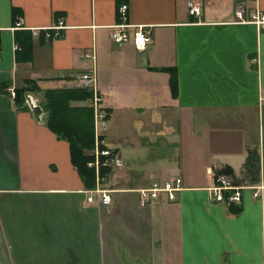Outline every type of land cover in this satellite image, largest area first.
I'll return each mask as SVG.
<instances>
[{"label": "crops", "instance_id": "obj_1", "mask_svg": "<svg viewBox=\"0 0 264 264\" xmlns=\"http://www.w3.org/2000/svg\"><path fill=\"white\" fill-rule=\"evenodd\" d=\"M194 3L199 17L186 0H0V264H264V188L253 197L263 182L241 185L233 208L207 191L209 170L236 176L252 151L264 161V24L252 19L264 0ZM123 4L149 33L145 51L108 37ZM24 35L31 59L17 62ZM90 69L107 114L100 140L124 161L101 186L105 206L43 109L40 120L7 93L32 80L40 104ZM139 154L158 160L142 169ZM174 179L173 200L139 206L138 190Z\"/></svg>", "mask_w": 264, "mask_h": 264}, {"label": "built area", "instance_id": "obj_2", "mask_svg": "<svg viewBox=\"0 0 264 264\" xmlns=\"http://www.w3.org/2000/svg\"><path fill=\"white\" fill-rule=\"evenodd\" d=\"M186 7L188 13L192 16H201L200 8L194 3V0H186ZM127 6L121 5L118 9V21L109 27L108 37L110 41L117 46L130 42L134 49L137 51H143L147 48L150 37L147 30L143 25H135L129 23L127 20ZM245 6L242 3H238L234 9V15L238 20L243 19ZM252 19L257 23L264 24V16H260L257 12L252 15ZM62 27V23L59 22L55 29ZM53 28V27H52ZM86 57L93 58V56ZM77 88L88 89L92 93V107L95 110V147L91 151V161L87 163L88 168H92L96 176V188L93 193L96 194L102 205H109L111 202L110 191L101 187L109 178L112 171L123 166L124 162L120 154L116 150H112L104 146L100 136L104 133L107 122L106 112L99 107L102 102V96L96 91V74L94 69L87 70L81 73L74 79V84ZM7 93L14 102L15 90L14 88H7ZM39 105L37 99L33 97L31 93L24 95L23 106L28 110ZM105 170V173H102ZM212 180V186L207 188L208 199L210 202L222 204L226 207L235 206L240 202L242 186L234 184L232 177L217 172L215 169L209 170ZM257 187V190L253 193V197H260L261 191ZM181 190L180 179H174L171 182H159L152 181L149 188L141 189L139 193V206L144 207L150 200L157 199L161 193H165L169 200L175 198V193ZM87 201L90 203L93 201L92 196L87 197Z\"/></svg>", "mask_w": 264, "mask_h": 264}, {"label": "trees", "instance_id": "obj_3", "mask_svg": "<svg viewBox=\"0 0 264 264\" xmlns=\"http://www.w3.org/2000/svg\"><path fill=\"white\" fill-rule=\"evenodd\" d=\"M24 47L16 53L17 62H28L31 59L30 45L27 35H24ZM21 52V53H20ZM172 87L174 85L172 71ZM175 88H172L174 91ZM39 87L32 81H26L25 86L15 89L14 104L19 108L23 106V98L26 92L37 93ZM92 99V93L88 89L75 88L70 89H53L44 92L40 106L45 112L44 123L46 127L54 133L58 138L68 141L71 149V160L78 172L85 181H88V187H94L95 175L92 168L87 167V163L91 161L88 151H92L95 147L94 130H93V111L92 107H72L73 101H88ZM26 109V108H25ZM83 123H82V122ZM243 178L250 183H257L260 180L264 184V161L260 166L259 155L254 151L249 152L243 165ZM217 172L227 174L234 180V184H241L234 177L231 168L224 167ZM105 173V170H102ZM231 208H233L231 206ZM235 208V207H234ZM236 211V210H235Z\"/></svg>", "mask_w": 264, "mask_h": 264}, {"label": "rangeland", "instance_id": "obj_4", "mask_svg": "<svg viewBox=\"0 0 264 264\" xmlns=\"http://www.w3.org/2000/svg\"><path fill=\"white\" fill-rule=\"evenodd\" d=\"M59 28H62V27H59ZM58 28V29H59ZM148 47V46H147ZM146 50V49H145ZM145 50H143V51H145ZM141 52V51H140ZM82 122V121H81ZM84 122V121H83ZM82 122V123H83ZM106 124H108V123H106ZM106 130V129H105ZM159 152H158V157H159ZM145 156V154H139L138 155V157L136 158V161L138 162V166H140V164L142 165V169H150V168H152L155 164H156V162H157V160H158V158H153V159H144L143 160V162L141 161L142 160V158ZM124 162V161H123ZM121 168V167H120ZM243 169V168H242ZM237 171H239L238 169H237ZM210 174V173H209ZM243 174H244V170H242L241 172H239L236 176H234L235 177V179L237 180V182L239 181L241 184H239V185H243L244 183H248L249 181L248 180H246L245 178H243ZM210 177H211V175H210ZM234 181V180H233ZM250 183V182H249ZM237 185V184H236ZM106 189V188H105ZM256 189V191H258L259 192V190H257V188H255ZM107 190H109V189H107ZM110 192H112L111 190H109ZM140 190H138V192H139ZM260 191H261V193H262V191H263V188H260ZM261 197H262V194H261Z\"/></svg>", "mask_w": 264, "mask_h": 264}, {"label": "water", "instance_id": "obj_5", "mask_svg": "<svg viewBox=\"0 0 264 264\" xmlns=\"http://www.w3.org/2000/svg\"><path fill=\"white\" fill-rule=\"evenodd\" d=\"M32 113L37 117H41L42 116V109L39 106L34 107L32 110Z\"/></svg>", "mask_w": 264, "mask_h": 264}]
</instances>
